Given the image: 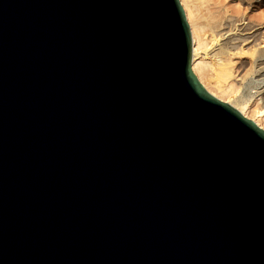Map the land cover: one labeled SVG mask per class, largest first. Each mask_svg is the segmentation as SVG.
I'll return each mask as SVG.
<instances>
[{"label": "water", "instance_id": "obj_1", "mask_svg": "<svg viewBox=\"0 0 264 264\" xmlns=\"http://www.w3.org/2000/svg\"><path fill=\"white\" fill-rule=\"evenodd\" d=\"M191 38L177 0H0V264H264V129Z\"/></svg>", "mask_w": 264, "mask_h": 264}, {"label": "bare ground", "instance_id": "obj_2", "mask_svg": "<svg viewBox=\"0 0 264 264\" xmlns=\"http://www.w3.org/2000/svg\"><path fill=\"white\" fill-rule=\"evenodd\" d=\"M177 1L181 5V8L183 10V13L185 15V18L192 33V38L190 40V69L193 72V74L196 76L198 81L200 83L201 82L203 83L204 88L206 87L209 93H211L213 96H217L218 98L220 96L222 98L226 97L223 96V94H226L225 88H220L217 85H215L217 86V88L216 87L214 88V86L212 88L211 87L212 85L211 86L209 85L210 87H207V84L205 85L206 82H204L203 80H205L204 77H206L208 74L207 71L208 68H206L207 61H205L204 58L202 59V57L201 58L197 57L199 50L203 51L202 49L206 48L205 46H207V44L209 43L211 44L214 43V45H217L216 51L214 53L217 54L216 56L219 57L216 58V60H219L220 62L219 66L220 67L223 66L225 69L224 71V69L222 68L223 70L222 73L226 75V78H230V77L235 78L237 76L235 72L238 70V68L242 67V69H244L243 67L245 65V62L244 60H242L241 57L243 55L246 56L249 55L248 56L250 57L248 60L249 67L244 69L245 71L244 74L242 75L243 78H245V82L243 84V91L239 96L232 99L230 103L232 104V107L234 106L235 109L238 110V112H240V114L249 117L256 125H258L261 128H264V116H263L264 110L258 111L256 109H251L249 106V102H250L249 96H251L252 94V93L250 94L249 89L250 87L255 85V81L249 79L247 76V75L250 76V74L254 71L253 68L256 60L260 57H264V48H262L264 46V31L261 36L258 35L254 36L251 41H248V38H250L254 34L253 33L254 31H252L251 34H249V37L248 35L246 37L244 36L241 39H239L240 41L237 42L231 41L234 39L224 40L220 42L221 41L220 37L225 33V32L224 33L220 32L224 29V26L226 30L235 29L236 24L234 23L235 22L234 17L235 18L237 17L238 21L239 20L244 21V19L247 16L248 20L244 24L243 28L247 29L248 31L254 27L253 26L254 23L252 22L257 23V25H262L264 23V13L262 14L260 13L255 14L253 12L246 13L244 11H241L237 6L235 7V4L231 5L229 1L225 2L224 0H177ZM200 3L202 5H204L205 3L206 4L210 3L209 11L204 17L197 13L198 11L197 9L200 8V7L198 8L197 5H199ZM206 31H209V35H206ZM257 45H260V47L258 48ZM263 62L264 59L260 61L261 64ZM220 70L221 69H219V71ZM209 73H211V71H209Z\"/></svg>", "mask_w": 264, "mask_h": 264}, {"label": "rangeland", "instance_id": "obj_3", "mask_svg": "<svg viewBox=\"0 0 264 264\" xmlns=\"http://www.w3.org/2000/svg\"><path fill=\"white\" fill-rule=\"evenodd\" d=\"M224 1L225 2L229 1V3L231 5L235 4V7L237 6L241 11H244L246 13H250V12H253L255 14L264 13V0H224ZM200 4L197 6H198V8L200 7L201 10H200V8L197 9L199 11V12L197 11V13L204 17V16H206V14L209 11L210 3L209 4L203 3L204 5L201 4V6H200ZM234 19H235L234 23L236 24L235 29H232V30L227 29L226 30L225 26H224V29L222 31H220L221 33L225 32L220 37V40H221L220 42H222L224 40H230V39H234L231 41L237 42V41H240L239 39H241L244 36L246 37L248 35V37H249V34H251V32L254 31L253 32L254 34L250 38H248V41H251L254 36H257V35L261 36L263 31H264V23L262 25H257V23H255V22H252V23H254V25H253L254 27L252 29H250L248 31H247V29H244L243 26L248 20L247 16L244 19V21H241V20L238 21L237 17L236 18L234 17ZM206 35H209V31H206ZM205 47L206 48L202 49L203 51L199 50L198 55H197V57H199V58H201V57H202V59L204 58L205 61H207L206 64L208 65V66L206 65V68H208L207 69L208 74L206 77H204L205 80H203V81L206 82L205 85L207 84V87H210L212 85L211 86L212 88H213V86H214V88L215 87L217 88V86H219L220 88H225L226 94H223V96H226V97L222 98L220 96L219 99L227 102L228 104H230L232 106L230 101L232 99H234L235 97L239 96L243 91V84L245 82V78H243L242 75L244 74V71H245L244 69L249 67L248 60L250 57H248L249 55L248 56L243 55L241 58L245 62V65L243 67L244 69H242V67H239L238 70L235 72V74H237V76L235 78H232V77L226 78V75H224V73H222L223 72L222 68L224 69V67L219 66L220 62H219V60H216V58H219V57L216 56L217 54L214 53L216 51L217 45H214V43L213 44L209 43ZM257 47L259 48L260 45H257ZM262 48H264V46ZM262 59H264V57H260L256 60V62L254 63V68H253L254 71L250 74V76L247 75L249 79H252L253 81H255V85L250 87V89H249L250 94L252 93L251 96H249V98H250L249 99V101H250L249 106L251 109H256L258 111L264 110V62L262 64L260 63V61H262ZM209 63H211V64H209ZM216 63H218V64H216ZM218 67H220V68H218ZM219 69H221L222 71L221 70L219 71ZM209 71H211V73H209ZM224 71H225V69H224ZM222 75H224V76H222ZM201 84L203 85L202 82H201ZM215 85H217V86H215ZM205 89H206V87H205ZM215 97H217V96H215ZM263 116H264V111H263ZM245 117H247V116H245ZM247 118H249V117H247Z\"/></svg>", "mask_w": 264, "mask_h": 264}]
</instances>
